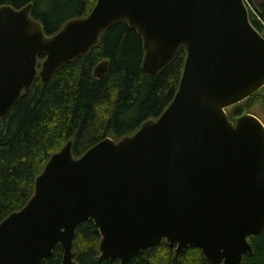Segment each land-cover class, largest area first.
<instances>
[{"label":"water","instance_id":"water-1","mask_svg":"<svg viewBox=\"0 0 264 264\" xmlns=\"http://www.w3.org/2000/svg\"><path fill=\"white\" fill-rule=\"evenodd\" d=\"M31 9L0 7V119L36 77L48 82L116 23L142 38L147 73L180 47L186 57L156 119L78 158L71 140L49 157L26 204L0 222V264H43L57 245L61 264H78L72 246L84 221L99 231V260L128 264L165 242L175 255L197 247L208 264H241L252 254L248 236L264 231V125L226 113L264 87V34L244 0H96L51 35Z\"/></svg>","mask_w":264,"mask_h":264},{"label":"trees","instance_id":"trees-1","mask_svg":"<svg viewBox=\"0 0 264 264\" xmlns=\"http://www.w3.org/2000/svg\"><path fill=\"white\" fill-rule=\"evenodd\" d=\"M96 0H0V7L20 8L31 3V17L47 35L65 22L87 15ZM252 25L264 33V0H246ZM140 35L120 22L109 27L86 54L58 69L46 83L36 77L7 116L0 119V222L21 209L33 193L35 178L49 157L69 140L72 154L80 157L97 142L133 134L148 119H156L174 98L186 52L180 47L161 71L150 74L142 66ZM44 57L39 56L37 67ZM108 67L102 78L94 68ZM264 105V87L228 109L230 120ZM100 234L92 221L77 225L72 251L78 264H119L99 260ZM252 254L241 264H264V231L248 236ZM62 250L55 246L43 264H61ZM128 264H208L197 247L178 255L165 242L131 258Z\"/></svg>","mask_w":264,"mask_h":264},{"label":"rangeland","instance_id":"rangeland-1","mask_svg":"<svg viewBox=\"0 0 264 264\" xmlns=\"http://www.w3.org/2000/svg\"><path fill=\"white\" fill-rule=\"evenodd\" d=\"M250 112L252 114H254L264 125V105L259 103V104L255 105L253 108H251ZM236 119H234V120H236Z\"/></svg>","mask_w":264,"mask_h":264}]
</instances>
